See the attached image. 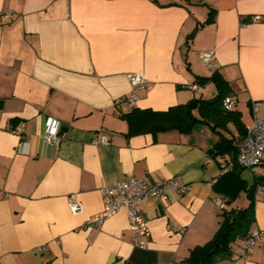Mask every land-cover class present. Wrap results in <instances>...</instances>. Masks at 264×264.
I'll list each match as a JSON object with an SVG mask.
<instances>
[{
  "label": "crops",
  "instance_id": "0c3cea01",
  "mask_svg": "<svg viewBox=\"0 0 264 264\" xmlns=\"http://www.w3.org/2000/svg\"><path fill=\"white\" fill-rule=\"evenodd\" d=\"M8 10L13 18L0 16V264H181L220 227L214 185L227 156L211 153L219 135L206 124L130 134L123 115L210 97L212 81L191 85L219 71L247 128L252 102L264 117V0H0V12ZM209 49L207 66L199 52ZM130 73L150 87L134 89ZM132 92L135 105L123 100ZM50 118L60 123L59 145L43 140ZM103 133L109 143H96ZM253 172L252 181L241 174L249 184L264 162ZM131 177L192 184L168 201H140L148 249L134 245L126 208L88 225L104 208L101 189ZM253 229H264L260 185ZM243 240L216 264H264V239L247 260Z\"/></svg>",
  "mask_w": 264,
  "mask_h": 264
},
{
  "label": "trees",
  "instance_id": "16d2710c",
  "mask_svg": "<svg viewBox=\"0 0 264 264\" xmlns=\"http://www.w3.org/2000/svg\"><path fill=\"white\" fill-rule=\"evenodd\" d=\"M209 81L216 86L215 94L210 97H194L167 110L135 107L123 115L129 122L130 134L156 133L172 129L190 133L197 126L206 124L219 135L211 153L214 156L221 155L225 159L227 156V161L226 164L221 163L225 164V167H222L223 172L214 189L223 196L230 207L225 204L220 208V227L214 237L204 244L195 246L181 264H216L231 258L234 254V243L244 239L252 230L255 221V193L259 185L264 187V175L256 176L252 184L241 175L246 168L238 164L237 158L240 145L247 133V126L241 111L235 107L228 110L223 105L227 96H233L230 95L233 93L231 82L219 71H215L209 77H201L199 84ZM230 124L235 125L238 134L233 133ZM242 190L250 197L249 204L246 207L233 205Z\"/></svg>",
  "mask_w": 264,
  "mask_h": 264
},
{
  "label": "built area",
  "instance_id": "2783aa9c",
  "mask_svg": "<svg viewBox=\"0 0 264 264\" xmlns=\"http://www.w3.org/2000/svg\"><path fill=\"white\" fill-rule=\"evenodd\" d=\"M0 16L13 18L14 13L11 10L0 12ZM261 20V16H254V21ZM215 50H201L199 52L202 62L210 66L215 58ZM129 79L134 89H146L150 87V82L141 73H130ZM196 91L201 90L202 86L198 83L191 85ZM123 100L135 105L137 94L132 92ZM238 99L235 96H227L223 105L226 109H232L236 106ZM254 122L253 125L247 128V133L243 139L238 153L237 162L244 168H255L264 162V117L259 114V102H252ZM60 123L55 119L48 120L46 132L42 135L43 140L50 145H59L60 138ZM23 129L16 128V132L22 135ZM99 144H108L109 136L106 133L96 140ZM225 167V164L223 165ZM227 168V167H226ZM227 170V169H225ZM192 184L186 180L172 178L164 181H151L143 177H131L127 180L117 181L111 186H106L101 189L104 198V208L88 221L89 226L100 227L104 220L123 208L127 209L130 219V227L134 232V245L141 249H148V239L151 235L148 223L143 216L139 203L141 200L149 197L160 198L168 201L173 193L178 196H183L190 191ZM5 196V193H1ZM0 195V196H1ZM217 206L223 208L226 204L223 196L219 195L216 199ZM69 208L72 212H78L81 208V202L74 196L69 199ZM264 239V229H253L243 240V250L240 253V258L247 260L254 247ZM47 248H42L45 251ZM168 264H178L175 260Z\"/></svg>",
  "mask_w": 264,
  "mask_h": 264
},
{
  "label": "rangeland",
  "instance_id": "374dc122",
  "mask_svg": "<svg viewBox=\"0 0 264 264\" xmlns=\"http://www.w3.org/2000/svg\"><path fill=\"white\" fill-rule=\"evenodd\" d=\"M245 118H246V121H250V115L248 113V110L245 109ZM258 167V166H256ZM253 170L254 168H246L243 170V176H245L246 178H248L249 181H252L253 180ZM250 202V197L248 196L247 192L245 190H242L237 198H236V201L233 202L234 205H237V206H240V207H246ZM235 247H238V245H234ZM241 253V252H240Z\"/></svg>",
  "mask_w": 264,
  "mask_h": 264
},
{
  "label": "water",
  "instance_id": "95a60500",
  "mask_svg": "<svg viewBox=\"0 0 264 264\" xmlns=\"http://www.w3.org/2000/svg\"><path fill=\"white\" fill-rule=\"evenodd\" d=\"M62 130H63V128H62Z\"/></svg>",
  "mask_w": 264,
  "mask_h": 264
}]
</instances>
